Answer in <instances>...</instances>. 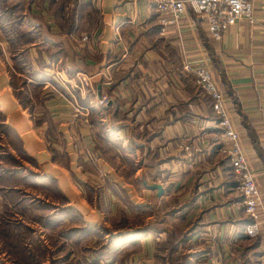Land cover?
Here are the masks:
<instances>
[{"label": "crops", "instance_id": "crops-1", "mask_svg": "<svg viewBox=\"0 0 264 264\" xmlns=\"http://www.w3.org/2000/svg\"><path fill=\"white\" fill-rule=\"evenodd\" d=\"M21 2L0 25V219L39 233L45 258L58 229L78 230L64 264H264V222L244 233L210 98L181 68L210 69L264 205V0L219 39L188 6L163 24L152 0H5Z\"/></svg>", "mask_w": 264, "mask_h": 264}, {"label": "built area", "instance_id": "built-area-1", "mask_svg": "<svg viewBox=\"0 0 264 264\" xmlns=\"http://www.w3.org/2000/svg\"><path fill=\"white\" fill-rule=\"evenodd\" d=\"M152 2L160 15L158 19L163 24L176 22L178 16L188 6L195 17L204 21L206 30L214 39H219L226 28L239 18H244L250 23L254 19L251 0H152ZM165 15L168 16L165 17ZM82 38H86L85 35ZM181 68L194 77L200 89L210 98V107L226 144L225 152L229 159L233 179L242 197L243 212L248 218L244 225V233L250 237L255 236L259 232L260 222H264V205L258 192L254 173L240 145L238 133L227 113L224 96L205 64L183 59ZM53 75L57 83H68L75 87L77 93L79 89L85 90L90 85V75L82 72H76L72 81L66 79L58 70L54 71ZM103 81L105 84H110L111 75L105 73ZM107 99L106 93L99 94L95 97V104L104 106ZM85 113L84 111L83 114ZM83 119L85 120L84 115ZM183 148L188 149V145H184ZM261 149L264 151V142L261 144Z\"/></svg>", "mask_w": 264, "mask_h": 264}, {"label": "trees", "instance_id": "trees-1", "mask_svg": "<svg viewBox=\"0 0 264 264\" xmlns=\"http://www.w3.org/2000/svg\"><path fill=\"white\" fill-rule=\"evenodd\" d=\"M14 5H8L7 3H5V0H0V25L1 22H3V24L5 25H10L13 23V20H16L17 17L20 16L22 2L17 3L15 9H14ZM51 76L52 75H50V77ZM37 78L38 80L39 79L43 80L48 78V75L42 74V72H40ZM51 79L55 81L54 78ZM63 210L64 209L56 210L54 224H57L59 220L58 218L61 216L59 213H61ZM46 222L47 220L44 217L43 223L46 224ZM48 223L49 225L53 224L51 223L50 218L48 219ZM78 234L79 231L73 228L58 229L53 241V243L55 244V248L53 251L49 252L50 255L49 254L48 255L50 257H53L54 255L53 253L57 254L59 253V251L60 252L62 251L63 237L75 238L76 236H78ZM36 238L37 236L31 231L29 227L28 228L23 227L19 223H15V222L13 223L9 221V209L4 210L2 212L0 219V240H1L0 244H2V246L5 247V250L8 254L10 253L15 254L14 262L16 264H42L41 260L42 258H44L45 251L39 246ZM57 239H59V241H57ZM54 258H59L60 261H63L64 255L61 252L59 253V256H55ZM72 264H79L78 259L77 260L75 259Z\"/></svg>", "mask_w": 264, "mask_h": 264}, {"label": "rangeland", "instance_id": "rangeland-1", "mask_svg": "<svg viewBox=\"0 0 264 264\" xmlns=\"http://www.w3.org/2000/svg\"><path fill=\"white\" fill-rule=\"evenodd\" d=\"M70 90L73 91L71 88H70ZM24 195H22V196L25 197V198L27 197L28 199L32 198V200H33L34 198H36L35 195H30L29 193H24ZM34 234L38 238H42V236H40L39 233H35L34 232ZM69 247H70L71 250H73L72 252H73L74 255H78L77 252L79 251V247L77 245L75 246V244L72 243V244H70ZM0 248L2 249V251L0 249V264H16L14 262L15 254L14 253L13 254L12 253L8 254L7 252L5 253V251L3 250V249H5V247L2 246V245H1ZM54 257L55 256H53V257L48 256L47 258L44 257V258H42L41 262H42V264H64V261H60L59 258H54ZM74 259L75 258L72 257L71 260H69L68 263H73ZM51 260H53V261H51Z\"/></svg>", "mask_w": 264, "mask_h": 264}, {"label": "water", "instance_id": "water-1", "mask_svg": "<svg viewBox=\"0 0 264 264\" xmlns=\"http://www.w3.org/2000/svg\"><path fill=\"white\" fill-rule=\"evenodd\" d=\"M104 60L102 59V61H100L99 63H97V65H95V67H97L98 65H104ZM97 96H99V84L97 85ZM147 187L151 188V189H156V194L157 195H160L162 193V185L160 183H150V184H147ZM150 220H155L154 218H151Z\"/></svg>", "mask_w": 264, "mask_h": 264}]
</instances>
